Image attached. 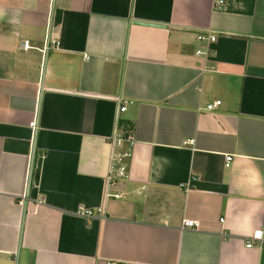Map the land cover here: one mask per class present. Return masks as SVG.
<instances>
[{
	"label": "crops",
	"instance_id": "crops-1",
	"mask_svg": "<svg viewBox=\"0 0 264 264\" xmlns=\"http://www.w3.org/2000/svg\"><path fill=\"white\" fill-rule=\"evenodd\" d=\"M263 227L264 0H0V264H264Z\"/></svg>",
	"mask_w": 264,
	"mask_h": 264
},
{
	"label": "built area",
	"instance_id": "built-area-1",
	"mask_svg": "<svg viewBox=\"0 0 264 264\" xmlns=\"http://www.w3.org/2000/svg\"><path fill=\"white\" fill-rule=\"evenodd\" d=\"M238 3V0H216L217 10L220 11H229L233 6ZM198 41L202 43L212 44L217 41V37L210 33H201L198 35ZM24 48H28L27 44H25ZM201 54V52H198ZM221 105V102H216L213 105H209L207 107L208 112L214 111V109ZM126 107L122 106L121 112H125ZM135 145V138L132 132L123 133L111 140V156L109 162V169L107 175V187L112 189L114 193L109 194L107 192L108 197L120 199L122 198V189L124 186V181L129 179V167L128 161L131 160L133 154V148ZM233 158L228 156L226 158V167L229 168ZM26 197L21 198L20 205H26ZM102 214V210H99L97 214H94L91 210H81L78 215L84 218H93L98 217ZM224 222V220H221ZM182 229H192L198 230L199 224L197 221L193 220H184ZM247 248H252L255 243L260 244V247H264V227L259 231L254 232L253 234L246 237ZM107 264H117L114 262H108Z\"/></svg>",
	"mask_w": 264,
	"mask_h": 264
}]
</instances>
